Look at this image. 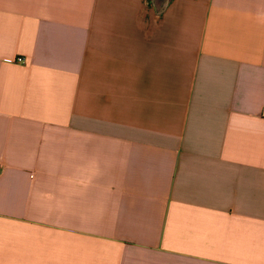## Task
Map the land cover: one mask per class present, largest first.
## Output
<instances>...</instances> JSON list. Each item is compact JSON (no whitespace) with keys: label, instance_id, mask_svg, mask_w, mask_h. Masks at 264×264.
<instances>
[{"label":"crops","instance_id":"obj_1","mask_svg":"<svg viewBox=\"0 0 264 264\" xmlns=\"http://www.w3.org/2000/svg\"><path fill=\"white\" fill-rule=\"evenodd\" d=\"M0 264H264V0H0Z\"/></svg>","mask_w":264,"mask_h":264}]
</instances>
